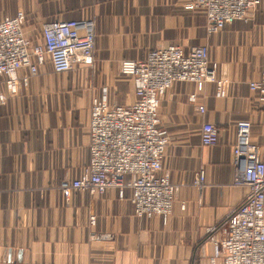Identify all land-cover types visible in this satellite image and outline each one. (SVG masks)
Listing matches in <instances>:
<instances>
[{
    "label": "crops",
    "instance_id": "crops-1",
    "mask_svg": "<svg viewBox=\"0 0 264 264\" xmlns=\"http://www.w3.org/2000/svg\"><path fill=\"white\" fill-rule=\"evenodd\" d=\"M190 1L0 0V19L22 17L33 45L41 44L44 23L92 20L95 31L91 67L56 74L46 58L36 75L17 71L15 93L0 77V264H222L205 231L246 194L232 185L237 122L250 123L264 162V93L249 88L264 68V0L246 21L213 35ZM202 45L217 82H175L157 95V129L168 141L158 176L177 186L171 213L135 217L128 187L94 196L75 190L65 202L59 184L87 173L91 103L129 107L137 100L119 63ZM203 124L216 129L215 145L201 144ZM199 174L201 190L192 185ZM102 235L109 239L92 240Z\"/></svg>",
    "mask_w": 264,
    "mask_h": 264
},
{
    "label": "built area",
    "instance_id": "built-area-1",
    "mask_svg": "<svg viewBox=\"0 0 264 264\" xmlns=\"http://www.w3.org/2000/svg\"><path fill=\"white\" fill-rule=\"evenodd\" d=\"M260 2L191 0L187 6L204 15L206 33L213 35L228 23L246 21ZM23 28L22 17L0 19V77H5L9 93L17 91L18 70L28 69L30 75H36L46 58L56 74L67 73L76 66H93L92 20L44 23L38 45L24 36ZM118 71L132 80L136 102L129 107L102 101L91 103L87 173L81 180L62 181L58 190L66 202L75 190L94 196L128 187L135 217L169 215L177 186L167 175L158 176L168 141L166 133L157 129V95L175 82L216 83V69L209 62L207 47L202 45L192 47L188 53L177 46L160 48L149 52L142 61H121ZM249 88L264 93V68L259 80L250 83ZM3 101L0 93V105ZM197 111L202 112L203 107H197ZM234 130L232 185L246 190V194L227 217L205 233L215 243L222 264H264V162L251 142L250 123L239 121ZM199 136L203 146H213L218 139L216 129L209 124L201 126ZM125 176L129 177L126 182ZM192 185L201 190L205 185L203 175H197ZM89 223H94L93 217ZM94 239L108 240L109 236ZM209 264H215V259Z\"/></svg>",
    "mask_w": 264,
    "mask_h": 264
},
{
    "label": "bare ground",
    "instance_id": "bare-ground-1",
    "mask_svg": "<svg viewBox=\"0 0 264 264\" xmlns=\"http://www.w3.org/2000/svg\"><path fill=\"white\" fill-rule=\"evenodd\" d=\"M164 175H166V174H164Z\"/></svg>",
    "mask_w": 264,
    "mask_h": 264
}]
</instances>
